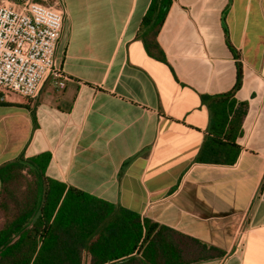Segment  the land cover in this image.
Here are the masks:
<instances>
[{"label":"crops","instance_id":"1","mask_svg":"<svg viewBox=\"0 0 264 264\" xmlns=\"http://www.w3.org/2000/svg\"><path fill=\"white\" fill-rule=\"evenodd\" d=\"M151 1L52 0L67 79L5 95L0 164L48 152L47 176L223 252L190 264H264V0H171L165 62L142 42ZM232 90L246 104L236 160H199L202 95Z\"/></svg>","mask_w":264,"mask_h":264},{"label":"trees","instance_id":"2","mask_svg":"<svg viewBox=\"0 0 264 264\" xmlns=\"http://www.w3.org/2000/svg\"><path fill=\"white\" fill-rule=\"evenodd\" d=\"M52 1V0H51ZM171 0H152L142 20L148 54L165 62L156 35ZM240 65L234 89L240 85ZM212 136L199 160L231 163L246 104L233 90L202 95ZM0 101V105H6ZM34 121V117H33ZM50 154L0 164V264H190L223 252L169 226L46 175Z\"/></svg>","mask_w":264,"mask_h":264},{"label":"built area","instance_id":"3","mask_svg":"<svg viewBox=\"0 0 264 264\" xmlns=\"http://www.w3.org/2000/svg\"><path fill=\"white\" fill-rule=\"evenodd\" d=\"M63 14L34 0H0V101L16 93L33 98L50 79L62 88L67 76L56 49Z\"/></svg>","mask_w":264,"mask_h":264},{"label":"rangeland","instance_id":"4","mask_svg":"<svg viewBox=\"0 0 264 264\" xmlns=\"http://www.w3.org/2000/svg\"><path fill=\"white\" fill-rule=\"evenodd\" d=\"M17 1H22V0H17ZM34 1L42 2V3H45V4H52L51 0H34ZM8 94H10V92ZM14 94H16V93H14ZM16 95H17L16 97L19 96V97H22V98H26V97H23V96H21L19 94H16ZM2 110L4 111L6 109H2ZM2 221H3V216H2V214L0 212V223H2Z\"/></svg>","mask_w":264,"mask_h":264}]
</instances>
